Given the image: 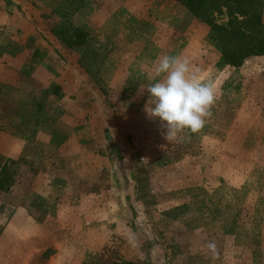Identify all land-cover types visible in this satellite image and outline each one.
Wrapping results in <instances>:
<instances>
[{"label": "rangeland", "instance_id": "1", "mask_svg": "<svg viewBox=\"0 0 264 264\" xmlns=\"http://www.w3.org/2000/svg\"><path fill=\"white\" fill-rule=\"evenodd\" d=\"M164 55L216 89L171 142L143 89ZM3 166L0 264H264V55L227 65L176 0H0Z\"/></svg>", "mask_w": 264, "mask_h": 264}, {"label": "clouds", "instance_id": "2", "mask_svg": "<svg viewBox=\"0 0 264 264\" xmlns=\"http://www.w3.org/2000/svg\"><path fill=\"white\" fill-rule=\"evenodd\" d=\"M152 80L143 88L149 94L145 111L150 118H159L166 129L165 138L171 142L182 138V133L200 132L216 102L214 83L201 80L199 69L180 55L159 57ZM206 247L214 256L215 243L209 242Z\"/></svg>", "mask_w": 264, "mask_h": 264}, {"label": "trees", "instance_id": "3", "mask_svg": "<svg viewBox=\"0 0 264 264\" xmlns=\"http://www.w3.org/2000/svg\"><path fill=\"white\" fill-rule=\"evenodd\" d=\"M193 16L210 26L223 62L239 67L250 57L264 55V22H262L260 0H176ZM226 9L228 26L215 22L214 14ZM243 26V28H242ZM255 32V34H252ZM86 32L75 29L70 37H62L68 47H79L85 42ZM9 174L6 166L0 172V188H8ZM131 264V263H127ZM153 264V263H147Z\"/></svg>", "mask_w": 264, "mask_h": 264}]
</instances>
